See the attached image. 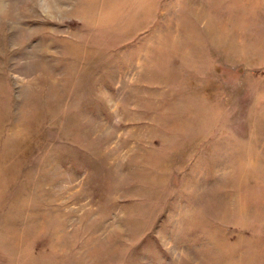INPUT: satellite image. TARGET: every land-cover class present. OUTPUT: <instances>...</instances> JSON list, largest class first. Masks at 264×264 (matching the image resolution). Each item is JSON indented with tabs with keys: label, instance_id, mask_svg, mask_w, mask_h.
Listing matches in <instances>:
<instances>
[{
	"label": "rangeland",
	"instance_id": "rangeland-1",
	"mask_svg": "<svg viewBox=\"0 0 264 264\" xmlns=\"http://www.w3.org/2000/svg\"><path fill=\"white\" fill-rule=\"evenodd\" d=\"M0 264H264V0H0Z\"/></svg>",
	"mask_w": 264,
	"mask_h": 264
}]
</instances>
